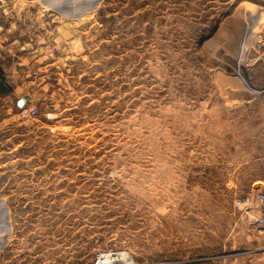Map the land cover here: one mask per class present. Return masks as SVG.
I'll return each mask as SVG.
<instances>
[{
	"label": "rangeland",
	"instance_id": "1",
	"mask_svg": "<svg viewBox=\"0 0 264 264\" xmlns=\"http://www.w3.org/2000/svg\"><path fill=\"white\" fill-rule=\"evenodd\" d=\"M0 69V264H264V0H0Z\"/></svg>",
	"mask_w": 264,
	"mask_h": 264
},
{
	"label": "built area",
	"instance_id": "2",
	"mask_svg": "<svg viewBox=\"0 0 264 264\" xmlns=\"http://www.w3.org/2000/svg\"><path fill=\"white\" fill-rule=\"evenodd\" d=\"M24 116L36 115V109L23 107L21 109ZM261 192H257V198L261 200L264 208V196L261 198ZM254 204V202L247 203L246 205ZM257 230L259 232H264V215H261L256 220ZM94 264H137L133 256L128 252H102L98 255L94 261ZM240 264H250L248 261H243Z\"/></svg>",
	"mask_w": 264,
	"mask_h": 264
},
{
	"label": "trees",
	"instance_id": "3",
	"mask_svg": "<svg viewBox=\"0 0 264 264\" xmlns=\"http://www.w3.org/2000/svg\"><path fill=\"white\" fill-rule=\"evenodd\" d=\"M10 91V89L5 84V78L4 73L2 72V69H0V94H7Z\"/></svg>",
	"mask_w": 264,
	"mask_h": 264
},
{
	"label": "bare ground",
	"instance_id": "4",
	"mask_svg": "<svg viewBox=\"0 0 264 264\" xmlns=\"http://www.w3.org/2000/svg\"><path fill=\"white\" fill-rule=\"evenodd\" d=\"M261 184V185H259ZM257 184L258 187H257V190L253 193V197H252V202H255L256 201V198H257V192H261V198L264 196V183H259ZM251 203V202H249Z\"/></svg>",
	"mask_w": 264,
	"mask_h": 264
},
{
	"label": "water",
	"instance_id": "5",
	"mask_svg": "<svg viewBox=\"0 0 264 264\" xmlns=\"http://www.w3.org/2000/svg\"><path fill=\"white\" fill-rule=\"evenodd\" d=\"M29 97L28 96H26L23 100H21V101H19V103H18V106L20 107V108H23L25 105V101L28 99Z\"/></svg>",
	"mask_w": 264,
	"mask_h": 264
}]
</instances>
